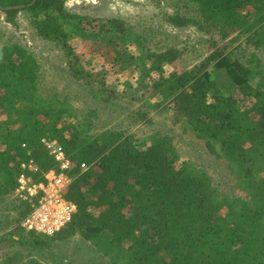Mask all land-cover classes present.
Masks as SVG:
<instances>
[{"label": "trees", "instance_id": "1", "mask_svg": "<svg viewBox=\"0 0 264 264\" xmlns=\"http://www.w3.org/2000/svg\"><path fill=\"white\" fill-rule=\"evenodd\" d=\"M64 2L0 0V7H8L4 12L13 24V6L23 5L37 33L71 54L72 73L83 80L88 71L67 41L84 35L85 18L70 13ZM174 2L179 10L166 14V21L216 34L213 50L188 68L181 66L177 48L135 56L126 49L133 39L130 27L115 18L99 21L94 27L108 60L120 72H140L135 85L125 82L120 94L110 90L105 99L127 95L166 110L226 161L233 181H216L182 159L170 134L139 140L114 128L91 133L89 117L76 122L68 102L39 94L38 61L19 43L8 42L0 46V212L16 216L8 218L13 231L1 234L0 244L52 252L53 241L79 236L109 264H264V0ZM233 34V42L245 38L248 57L219 45ZM89 78L106 91L103 78ZM43 137L56 139L70 160L66 199L75 210L54 235L24 230L20 223L30 202L12 197L19 175L39 181L56 168L40 143ZM30 160L36 172L22 167ZM15 254L7 263L21 258L20 264H43L31 254Z\"/></svg>", "mask_w": 264, "mask_h": 264}, {"label": "rangeland", "instance_id": "2", "mask_svg": "<svg viewBox=\"0 0 264 264\" xmlns=\"http://www.w3.org/2000/svg\"><path fill=\"white\" fill-rule=\"evenodd\" d=\"M64 5L70 13L85 18L80 24L84 27V35L72 34L67 41L78 57L77 64H82L88 71V78L83 80H78L72 73L74 58L71 54L67 55L59 44L37 33L28 10L23 6L17 8L14 23L11 24L4 10L0 9V46L17 42L33 54L40 65L39 94L48 99L58 97V101L68 102L76 122L89 117L92 121L89 128L91 133L114 128L131 133L139 140L156 132L170 134L182 159L206 169L216 181H233L234 176L227 168L226 161L209 153L203 141L189 127L174 120L166 110L153 109L150 107L151 101L143 103L127 95H118L114 102L105 99L110 90H118L120 94L125 82L135 85L140 72H133L131 68L120 72L118 66L108 60L100 48L99 34L94 24L109 18L122 20L133 34L126 47L132 55L137 56L148 50L159 52L170 47L177 48L181 53L180 64L184 68L204 60L214 48L210 39H217V35L195 25L179 28L169 24L166 14L179 10L174 0H65ZM187 13L192 14L185 11ZM233 37L235 34L222 41L218 39L219 45H226V51H233L242 58L248 57L250 49L243 54L245 38L240 36L233 42L230 39ZM90 75H95L97 80L104 79V93L96 89V84L92 85ZM8 214V217H4L0 212V235L13 231V227L7 226V221L16 215L13 211H8ZM53 244L52 252H35L26 246L3 242L0 244V264H9L7 258L15 253L21 257L31 254L43 264H109L103 252L79 236L65 242L56 240ZM22 261L20 258L17 264Z\"/></svg>", "mask_w": 264, "mask_h": 264}, {"label": "built area", "instance_id": "3", "mask_svg": "<svg viewBox=\"0 0 264 264\" xmlns=\"http://www.w3.org/2000/svg\"><path fill=\"white\" fill-rule=\"evenodd\" d=\"M40 143L53 158L56 168L46 171L39 181H33L24 174L19 175L12 197L30 202V210L21 220L24 229L54 235L68 224L75 210V205L66 199V191L71 183L67 175L70 160L56 139L43 137ZM22 167L37 171L31 160ZM81 168L86 169L85 163L81 164Z\"/></svg>", "mask_w": 264, "mask_h": 264}, {"label": "water", "instance_id": "4", "mask_svg": "<svg viewBox=\"0 0 264 264\" xmlns=\"http://www.w3.org/2000/svg\"><path fill=\"white\" fill-rule=\"evenodd\" d=\"M23 5H15V6H13L14 8H19V7H22ZM1 8V7H0ZM5 8H8V7H5ZM5 8H1V9H5Z\"/></svg>", "mask_w": 264, "mask_h": 264}, {"label": "clouds", "instance_id": "5", "mask_svg": "<svg viewBox=\"0 0 264 264\" xmlns=\"http://www.w3.org/2000/svg\"><path fill=\"white\" fill-rule=\"evenodd\" d=\"M43 148H44V147H43ZM44 149H45V148H44ZM44 173H45V172H44ZM44 173H43V174H44ZM43 177H44V176H43ZM20 225H21V223H20ZM21 227H22V226H21ZM22 228H23V227H22ZM25 230H26V229H25Z\"/></svg>", "mask_w": 264, "mask_h": 264}, {"label": "crops", "instance_id": "6", "mask_svg": "<svg viewBox=\"0 0 264 264\" xmlns=\"http://www.w3.org/2000/svg\"><path fill=\"white\" fill-rule=\"evenodd\" d=\"M24 229V228H23ZM25 230V229H24Z\"/></svg>", "mask_w": 264, "mask_h": 264}]
</instances>
